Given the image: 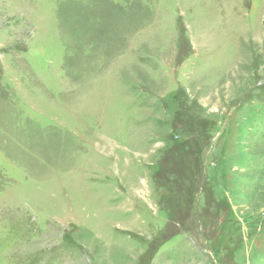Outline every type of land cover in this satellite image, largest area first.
Wrapping results in <instances>:
<instances>
[{
  "label": "rangeland",
  "instance_id": "rangeland-1",
  "mask_svg": "<svg viewBox=\"0 0 264 264\" xmlns=\"http://www.w3.org/2000/svg\"><path fill=\"white\" fill-rule=\"evenodd\" d=\"M0 264H264V0H0Z\"/></svg>",
  "mask_w": 264,
  "mask_h": 264
}]
</instances>
